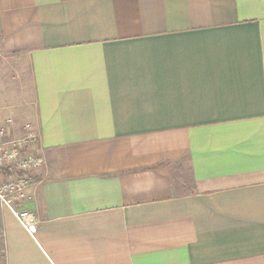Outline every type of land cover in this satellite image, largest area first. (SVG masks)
Segmentation results:
<instances>
[{
  "label": "crops",
  "instance_id": "obj_1",
  "mask_svg": "<svg viewBox=\"0 0 264 264\" xmlns=\"http://www.w3.org/2000/svg\"><path fill=\"white\" fill-rule=\"evenodd\" d=\"M4 80L0 264H264V0H0Z\"/></svg>",
  "mask_w": 264,
  "mask_h": 264
},
{
  "label": "built area",
  "instance_id": "obj_2",
  "mask_svg": "<svg viewBox=\"0 0 264 264\" xmlns=\"http://www.w3.org/2000/svg\"><path fill=\"white\" fill-rule=\"evenodd\" d=\"M14 121L0 115V204L8 208L25 230L36 223L29 211L17 210L16 205L27 198L42 169V159L34 153L38 136L30 124L21 127V135L13 137Z\"/></svg>",
  "mask_w": 264,
  "mask_h": 264
},
{
  "label": "rangeland",
  "instance_id": "obj_3",
  "mask_svg": "<svg viewBox=\"0 0 264 264\" xmlns=\"http://www.w3.org/2000/svg\"><path fill=\"white\" fill-rule=\"evenodd\" d=\"M2 82V85L0 84V97L5 101L18 100L21 102L22 98L18 96V90L8 85L5 80Z\"/></svg>",
  "mask_w": 264,
  "mask_h": 264
}]
</instances>
